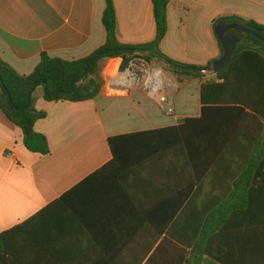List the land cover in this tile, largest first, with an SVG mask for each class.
Segmentation results:
<instances>
[{"label":"crops","instance_id":"crops-1","mask_svg":"<svg viewBox=\"0 0 264 264\" xmlns=\"http://www.w3.org/2000/svg\"><path fill=\"white\" fill-rule=\"evenodd\" d=\"M115 7L122 44L155 40L152 0H115ZM105 9V0H0L1 57L23 76L43 53L84 59L106 43ZM167 14L160 50L205 67L223 56L215 23L264 26V0H170ZM114 60L100 63L105 84L94 100L49 102L42 87L34 92L36 110L46 113L35 131L47 138L48 155L28 151L0 107V235L12 233L11 264H147L168 230L180 232L187 205L192 231L196 218L222 219L228 264H264V162L244 161L234 146L193 176L165 129L200 117L202 81H182L161 65L169 93L161 105Z\"/></svg>","mask_w":264,"mask_h":264},{"label":"trees","instance_id":"trees-1","mask_svg":"<svg viewBox=\"0 0 264 264\" xmlns=\"http://www.w3.org/2000/svg\"><path fill=\"white\" fill-rule=\"evenodd\" d=\"M170 0H152L157 35L152 43L125 45L117 36L115 0H105L103 25L105 45L90 56L66 61L43 53L34 72L20 75L0 54V107L8 120L23 132V143L32 153L50 154L47 138L35 131L38 120L46 117L34 106L33 94L42 87L49 102L74 103L94 100L102 91L105 81L100 63L104 60H156L182 81L199 79L201 86V115L181 121L178 126L165 129L183 146L196 178L202 177L207 167L219 159V151L226 148L225 156L234 146L242 148L244 161L264 162V43L249 36L243 40L229 65L214 74L212 63L205 67L177 62L160 50L168 31V4ZM221 20L215 23L216 25ZM246 27L264 38V26L248 22ZM207 71L213 78L207 79ZM110 145L115 150L114 139ZM210 149V152H204ZM251 167L244 168L242 176L250 175ZM264 175V167L260 176ZM188 205L181 210L180 232L168 230L161 246L147 264H228L227 251L222 243L223 221L220 218H196L200 224L192 231L188 226L193 218L186 215ZM195 220V219H194ZM211 224V225H210ZM11 232L0 235V264H11Z\"/></svg>","mask_w":264,"mask_h":264},{"label":"water","instance_id":"water-1","mask_svg":"<svg viewBox=\"0 0 264 264\" xmlns=\"http://www.w3.org/2000/svg\"><path fill=\"white\" fill-rule=\"evenodd\" d=\"M215 32L222 44L223 56L213 63L211 70L214 74H217L229 65L238 45L241 44L245 38L253 36L264 43L262 32L259 33L237 22H220L217 24ZM120 61L122 62L120 67L121 71H126V69L130 68L129 62L124 58H121Z\"/></svg>","mask_w":264,"mask_h":264},{"label":"built area","instance_id":"built-area-1","mask_svg":"<svg viewBox=\"0 0 264 264\" xmlns=\"http://www.w3.org/2000/svg\"><path fill=\"white\" fill-rule=\"evenodd\" d=\"M130 74L134 75L132 79L133 87H142L152 94L158 96V101L161 105H165L168 100V92L166 90V75L165 72L157 68L135 69L130 65ZM169 114L174 113L172 107L167 108Z\"/></svg>","mask_w":264,"mask_h":264},{"label":"rangeland","instance_id":"rangeland-1","mask_svg":"<svg viewBox=\"0 0 264 264\" xmlns=\"http://www.w3.org/2000/svg\"><path fill=\"white\" fill-rule=\"evenodd\" d=\"M119 60L120 59H115L112 62L115 63ZM129 64L133 66L135 69H144V70L149 69V68H157V69L162 70L161 65H164L161 62L156 61V60H152L151 62H144L142 60H131L129 61Z\"/></svg>","mask_w":264,"mask_h":264}]
</instances>
